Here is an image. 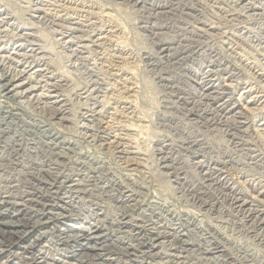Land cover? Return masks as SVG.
<instances>
[{"label": "rangeland", "instance_id": "374dc122", "mask_svg": "<svg viewBox=\"0 0 264 264\" xmlns=\"http://www.w3.org/2000/svg\"><path fill=\"white\" fill-rule=\"evenodd\" d=\"M34 1L53 17L84 15L89 32L75 34L83 43L73 44L86 46L77 60L60 41L59 33L70 25H42L31 0L0 1L37 37L25 45L43 56L46 71L26 82V88H35L30 96L45 94L46 102H58L66 114L64 120L55 117L45 104L34 106L33 97L30 102L0 95V111L70 146L59 150L57 161L44 139L26 135L24 159H36V169L4 163L13 168L4 174L29 173L26 183L42 190L23 207L22 217L33 239L47 233L36 250L39 258L51 264H94L93 259L97 264H264V202L255 203L264 193V134L256 132L264 122V0H68L62 8L55 0ZM95 32L105 39L100 47L91 36ZM22 44L11 39L2 57L14 58ZM14 61L20 66L17 61L28 58ZM208 71L215 87L203 90ZM47 80L60 87L51 88ZM246 104L254 108L247 112ZM212 159L218 168L196 169L199 160L206 169ZM222 178L229 189L234 186L231 192ZM21 181L12 184L21 192L17 197L24 190L35 195L34 187ZM5 185L0 184V197ZM47 191L51 207L43 211L39 203ZM233 199L254 205L256 215L238 210ZM65 227L71 229L60 246L53 234ZM90 227L98 232L87 231ZM78 234L86 240L74 239ZM180 234L192 247L174 240ZM157 236L165 240L149 255L146 247ZM4 239L9 237L0 233V264H25L19 243ZM88 245L89 255L82 252Z\"/></svg>", "mask_w": 264, "mask_h": 264}, {"label": "bare ground", "instance_id": "6f19581e", "mask_svg": "<svg viewBox=\"0 0 264 264\" xmlns=\"http://www.w3.org/2000/svg\"><path fill=\"white\" fill-rule=\"evenodd\" d=\"M2 1V0H0ZM52 2V1H51ZM54 2H56L57 4H60V5H57L58 7L60 6L61 8L62 7H65L66 5H70L69 1L68 0H55ZM31 4H33L32 6H35L37 7L33 12L38 16V22L41 23L42 25L44 26H49L52 27L51 25H53L54 27V23L56 21H62L63 23L65 24H68L71 26V28H64L63 29V32L61 31V33H59V36L61 37L60 41L62 42H59L61 43L62 45H64L63 47H68L69 50H71V53H72V58H76L77 60H79V56L80 55H84L83 51L85 48L84 47H81L80 44L78 47H76L73 43L75 39H79V41L81 42V44L83 43L82 41V35L80 37H76V33H82L83 34V37L84 36H88L89 32L86 28V26L83 24L85 22H83L84 20H82L83 16H77L75 17V19H70V18H62V17H53L49 14V12H47L45 9H43L44 7L41 6V8H39V4L34 0H31L30 2ZM30 6L29 8L32 9ZM39 6V7H38ZM33 10V9H32ZM67 10V9H66ZM29 11V10H27ZM58 16V15H57ZM88 18V17H87ZM227 19V18H226ZM18 20L15 19V17H12V14L10 12H8L6 9L3 8V6L0 5V42L2 41V39L4 38L6 41H3L5 42L4 44H0V95H5V96H8V95H11L12 97L14 98H20L22 96H24L25 98L31 99L32 98V102L34 104V106H38L42 103V104H45L44 106L45 107H48V109L51 111L50 113H52V115H54L55 117H63L61 120H64V116L62 115H65V110L63 111V109H58L57 108V103L58 102H53V103H48L46 102V96H44L45 94H42V95H36V94H33L32 96L31 93H33L34 91H31L35 88L31 87V88H26L27 85H26V82L28 80H31L33 79V76L34 75H38V76H41V77H45L44 74H42V72L46 71V69H42L44 65L41 64V60H42V57L38 58V56H40V54L33 48V49H28V48H31L30 46L27 47L26 45L27 44H30L32 43L34 40L37 39V37L34 35L35 33H32L31 31H27L25 30L24 28H22L20 25H18L19 23L17 22ZM90 22V21H89ZM87 22V23H89ZM94 22V21H93ZM60 23V22H59ZM62 24V23H61ZM67 25V26H68ZM62 26H64L62 24ZM89 26H92V25H89ZM44 28V27H43ZM95 28V27H93ZM53 29V28H52ZM51 29V30H52ZM58 28H55L54 30H56ZM53 30V34H54V31ZM60 30V29H59ZM203 31V30H202ZM51 33V34H52ZM96 33V34H95ZM93 35H91L94 39H95V43H97L96 45L98 47H100L102 45V40L103 38H101V33L99 32H95ZM160 33V32H159ZM4 35V37L2 38L1 35ZM263 37V36H262ZM59 38V37H57ZM11 39H17L19 40V42H22L23 44L22 45H17L15 48L16 49V53H17V56H15L14 58H5V57H2V53L6 52L9 48V45L11 44ZM84 39V38H83ZM69 40V41H68ZM105 40V39H104ZM103 40V41H104ZM40 41V40H39ZM68 41V42H67ZM205 41V40H204ZM101 42V43H100ZM99 43V44H98ZM26 44V45H25ZM66 49V48H65ZM39 52H42L44 51L43 48H38L37 49ZM68 50V49H67ZM68 50V51H69ZM201 51V50H200ZM70 52V51H69ZM19 54V55H18ZM220 54V53H219ZM42 55V54H41ZM44 55V54H43ZM71 55V54H70ZM16 57H21L23 59H27L28 58V61L25 62L24 64H22L23 62L22 61H17L18 64H20V66H22V68L20 66H16L15 65V61L14 59ZM117 57V56H116ZM121 57V56H120ZM31 60V61H30ZM76 60V61H77ZM82 60V59H81ZM77 63V62H76ZM34 65H36L37 67H39L38 69H36L35 72L31 73L32 69H34ZM15 66V67H14ZM92 67V66H91ZM18 68H20L19 70H17ZM229 68V67H228ZM210 69H211V66H210ZM153 70V69H152ZM231 71V70H230ZM105 72V71H104ZM106 73V72H105ZM214 75V74H212ZM212 75L210 74V72H206L205 75H204V79L202 81V84H203V90L206 88V89H212L215 87V80L213 82L212 79H209V78H212ZM261 75V74H259ZM216 77V76H215ZM263 77V76H262ZM225 78V77H224ZM57 81V80H56ZM47 82V85H50L51 88H57V87H60V84L56 85H51L48 83V80L46 81ZM91 82V81H90ZM217 82V81H216ZM224 82V81H222ZM264 82V81H263ZM60 83V82H58ZM228 85V84H227ZM226 85V86H227ZM62 86V85H61ZM230 86V85H229ZM218 87V86H217ZM235 87V86H234ZM93 89V88H92ZM202 90V89H201ZM205 92V91H204ZM250 91H247L245 92V94L247 95V93H249ZM244 94V93H243ZM258 95V94H257ZM90 96V95H89ZM253 98H257V97H254L253 95ZM260 98V96H259ZM199 99V98H198ZM196 100V99H195ZM250 100V99H249ZM252 101H249V104H254V101L253 99H251ZM258 100V99H257ZM31 102V101H30ZM118 102V101H117ZM238 102V101H237ZM260 102V101H259ZM29 103V102H28ZM247 103V102H246ZM261 103V102H260ZM32 104V105H33ZM220 104V103H219ZM236 104V103H235ZM247 105V104H246ZM259 105V103H258ZM33 106V107H34ZM257 107V105H256ZM260 107V106H259ZM199 108V107H198ZM221 108V107H220ZM252 110L250 109V105H247L245 107V110ZM90 109V108H89ZM241 109V108H240ZM243 109V108H242ZM258 109V108H257ZM256 109V110H257ZM44 110V109H43ZM233 110H235V107H233ZM232 110V111H233ZM244 110V109H243ZM241 110L239 113L242 114V112L244 113V111ZM247 110V112H248ZM263 110V109H262ZM229 111V110H228ZM255 111V110H254ZM231 112V110H230ZM67 113V112H66ZM232 113V112H231ZM246 113V112H245ZM220 114V113H219ZM239 114V115H240ZM252 114V113H250ZM201 115V114H200ZM237 115V113H236ZM235 115V116H236ZM247 115V114H245ZM244 115V116H245ZM121 117V116H120ZM242 117H243V114H242ZM20 118V117H19ZM228 118V117H227ZM23 119V118H22ZM248 120V119H247ZM230 121V120H229ZM234 121V120H233ZM242 121V120H241ZM254 121V120H253ZM262 121V120H261ZM120 122V121H119ZM207 122V121H206ZM261 123V122H260ZM32 125V124H31ZM215 125V124H214ZM243 125V124H242ZM241 125V126H242ZM251 125V124H250ZM259 125V124H258ZM261 126L263 127L261 130H258L256 131L257 133L263 135L264 134V122L261 123ZM250 127V126H249ZM260 127V126H259ZM230 128V127H229ZM242 128V127H241ZM255 128V127H254ZM257 128V126H256ZM255 128V129H256ZM246 129V128H245ZM254 129V130H255ZM259 129V128H258ZM250 130V129H249ZM244 132V131H243ZM246 132V131H245ZM253 133V132H252ZM36 136L39 135L40 136V139L41 141L43 140L44 141V145L46 147L49 148V151L51 153V155H53L54 157H57V161L58 158H60V152L59 150H61L63 147L67 146L68 144H66L64 141L62 142H59L57 138L54 137V135H52L51 133H47L46 131H42L41 129H39L38 127H34L33 126H30L26 123H24L23 121L19 120L18 117H12L11 115H9L7 112H3V111H0V184H6L8 185L7 187V190L6 192H4L3 194L5 195L4 197H0V199H3L1 202H0V233L2 234V236L5 238V237H9V240H5L6 243H10L9 245L13 244V242H17L19 243V251H20V256H21V259L24 260V263L25 264H51L49 263L48 261L46 260H43V257L42 258H39V254H36V250H37V247H38V244L40 243V240L41 239H44L45 238V235L47 233H42L41 235H39V237L33 239V237H31V233L30 231H28V226L30 225L29 223H25L22 221V217L24 218L25 217V211L23 207H26L27 205H29L30 203H34L32 201H34L35 198H31V197H36L38 198V195H42V190L40 189L39 191H35V189L37 188L36 185H32V184H29V183H26V179L29 178V173H24V179L19 175L20 173H18V171L16 169H14V171L16 172L17 176H11L9 173L8 174H4V172L7 171V169H13V168H10V167H5L6 164H4L5 162L6 163H13V166H17V167H22L23 169L26 167L31 169V168H35L38 166V164H36V159H34V161H30V160H25L24 157H25V150L22 148L24 143L21 144L23 142V138L24 136L26 135H29L30 136ZM95 134V133H94ZM249 134V133H248ZM251 134V132H250ZM249 134V135H250ZM254 134V133H253ZM256 134V133H255ZM258 135V134H257ZM11 136V137H10ZM130 136V135H129ZM255 136V135H254ZM264 136V135H263ZM259 137V135H258ZM95 138V137H94ZM118 138V137H117ZM261 138V137H260ZM34 139V137H33ZM259 139V138H258ZM37 140V139H36ZM264 141V140H263ZM25 142V140H24ZM37 142V141H36ZM227 142V141H226ZM237 142V141H236ZM40 143V142H39ZM33 145V144H32ZM38 144H36L37 146ZM41 145V143H40ZM129 145V144H128ZM245 145V144H244ZM243 145V146H244ZM26 146H31L30 144L26 145ZM36 146L34 147V150L37 149ZM242 146V147H243ZM67 147H70L69 145ZM29 148V147H28ZM234 148V147H233ZM244 148V147H243ZM33 150V148H32ZM48 150V149H47ZM69 150V149H68ZM27 151V150H26ZM29 152V151H28ZM196 152V151H195ZM228 152V151H227ZM28 155V154H27ZM162 156V155H161ZM231 157V156H230ZM33 158V157H31ZM228 158V157H227ZM28 159V157H27ZM163 159V158H162ZM161 159V160H162ZM166 159V158H165ZM230 159V158H229ZM197 161V160H196ZM191 162V161H190ZM207 163V162H206ZM4 164V165H3ZM222 164V163H221ZM12 165V164H11ZM196 169L197 170H204V172H208V171H211L212 169L214 170L213 167H219L220 164L218 163V161H213L212 159V163L208 162V164H206V169H204V162L202 160H199V162H196ZM225 165V164H224ZM226 166V165H225ZM53 167V166H52ZM36 169V168H35ZM187 169V168H186ZM216 170V169H215ZM178 171V170H177ZM13 172V171H12ZM20 172V171H19ZM201 172V171H200ZM229 172V171H228ZM243 172V171H242ZM14 173V172H13ZM216 173H218V171H216ZM15 174V173H14ZM13 174V175H14ZM226 175V173H223L221 174V176L223 175ZM187 174H185L186 176ZM210 175V174H209ZM219 175V174H218ZM220 176V175H219ZM5 178V179H4ZM19 178V179H18ZM226 179H228L229 177H225ZM225 178H222L220 179V181H223V185H225V187L227 186V188L229 187V184H227V182H225ZM21 179H23L21 181ZM249 179V178H248ZM18 180V181H17ZM91 180V179H90ZM21 181V185L24 186V185H30L34 187V193L35 195H32L33 193L30 192V190H24L22 195L17 197L18 193H21L19 192V190H15L18 188V185L17 186H12V184L15 182H19L20 183ZM95 181V180H94ZM239 181V180H238ZM237 181V182H238ZM36 183V182H35ZM221 183V182H220ZM230 183V182H229ZM241 183V182H239ZM244 184V183H243ZM5 185V186H6ZM204 185V184H203ZM261 185V184H260ZM11 186V187H10ZM21 186V187H22ZM224 187V188H225ZM257 187V186H255ZM27 188V187H26ZM75 188V187H74ZM231 188V187H230ZM234 188V186L232 187ZM231 188V189H232ZM25 189V188H24ZM38 189V188H37ZM36 189V190H37ZM83 189V188H82ZM181 189V188H180ZM229 189V188H228ZM231 189L230 192H231ZM72 190V189H71ZM211 190V189H210ZM233 190V189H232ZM250 190V189H249ZM264 190V189H263ZM83 191V190H82ZM195 191V190H194ZM53 192V191H52ZM73 192V191H72ZM86 192V191H85ZM107 192V191H106ZM45 193V192H44ZM46 193H49L48 196H46L47 194L43 195L42 198H48L50 196V193L49 191H47ZM75 193V192H74ZM113 194V193H112ZM206 194V193H205ZM73 195V194H72ZM81 195V194H80ZM227 196V195H226ZM253 196V195H252ZM255 197V196H253ZM264 193H261L260 196H257L256 197V200H255V203L257 202V204H263L262 201L264 202ZM41 198V197H40ZM51 198V196H50ZM53 198V197H52ZM69 198V197H68ZM40 199L42 202H40L39 204L40 207H42V210H49L50 207H51V204H50V200L46 199ZM236 199V198H235ZM235 199H233V205H236L237 209L238 210H242V211H246L248 212L250 215L249 217L252 218V215H256V212H257V209H254L253 206L254 205H250L248 204V202H240L239 205H238V202H235ZM52 200V199H51ZM70 200V199H69ZM232 200V199H231ZM12 201V202H11ZM44 201L46 203H44ZM206 201V200H205ZM238 201V200H237ZM201 202V201H200ZM251 202V201H250ZM68 203V202H67ZM22 205V207H17L16 205ZM131 204V203H130ZM254 204V203H253ZM5 205V206H3ZM208 207V206H207ZM226 207V206H225ZM259 207V206H258ZM262 207V206H261ZM212 209V208H211ZM46 213V212H45ZM259 213V212H258ZM59 214V212H58ZM54 216V215H53ZM50 217V216H49ZM55 217V216H54ZM60 217V216H59ZM164 217V216H163ZM42 220H45L46 219H43V218H40ZM50 218H47V220H49ZM54 219V218H53ZM41 221V220H40ZM169 221V220H168ZM51 222V221H50ZM263 222V221H262ZM37 223V221L34 222V224ZM63 223V222H62ZM114 223V222H113ZM240 223V222H239ZM260 223V222H259ZM47 224H48V221H47ZM57 224V223H56ZM143 224V223H142ZM49 225V224H48ZM261 226L260 227H263L264 224L261 223L260 224ZM196 226V225H195ZM125 228V227H124ZM180 228V227H179ZM68 229H71V228H67L65 227L63 230L61 229L59 231V235H56V234H53L55 236L58 237V239L56 241H58V245H62L64 244L66 241H65V235H67L66 230ZM87 229V228H86ZM98 229L97 227H90L88 228L87 231H92V232H98ZM120 229V228H119ZM246 229V228H245ZM164 231V230H163ZM89 232V233H90ZM123 232V231H122ZM132 232V231H131ZM184 232V231H183ZM77 233V232H76ZM185 233V232H184ZM132 234V233H131ZM152 234V233H151ZM162 235V234H161ZM164 235V234H163ZM81 236H83V238L85 237V235H81V234H78L76 236H74V239H78L80 238ZM139 236V235H138ZM146 236V235H145ZM150 236V235H149ZM166 236V235H165ZM174 238H175V235H173ZM49 237V236H48ZM135 237V236H134ZM69 238V237H68ZM73 237H71L72 239ZM82 238V237H81ZM139 238V237H137ZM154 239H152L151 241V244H149L145 251H147V253H149V255H153V251H155V248L159 245L158 242H160V238L157 236V237H153ZM85 239V238H84ZM171 239V238H170ZM69 240V239H68ZM86 240V239H85ZM163 240V239H162ZM161 240V242H162ZM165 240V239H164ZM163 240V241H164ZM168 240V239H167ZM176 242H180L182 243L183 245V248L184 247H192V244H189V245H185V244H188V242L185 240L184 236L183 235H177L176 236V239H174ZM87 241L90 242V238H87ZM142 241V240H141ZM140 242V241H139ZM146 242V241H145ZM160 242V243H161ZM166 242V241H165ZM143 243V242H142ZM148 243V242H147ZM157 243V244H156ZM167 243V242H166ZM171 243V242H170ZM191 243V242H190ZM169 244V243H168ZM173 244V242H172ZM179 244V243H177ZM87 245V244H85ZM138 245V244H137ZM136 245V246H137ZM140 245V244H139ZM18 246V245H17ZM94 246V245H93ZM96 246V245H95ZM94 246V247H95ZM107 246V245H106ZM176 246V245H175ZM173 246V247H175ZM178 246V245H177ZM93 247V249H95ZM124 247V246H123ZM179 247V246H178ZM181 247V246H180ZM98 248V247H97ZM116 248V247H114ZM132 248V247H131ZM182 248V247H181ZM128 249V248H127ZM169 249V248H168ZM192 249V248H191ZM139 251V249H137ZM141 250V249H140ZM170 250V249H169ZM174 250V249H173ZM184 250V249H182ZM189 250V249H188ZM91 248L90 246L88 245V247H84L83 248V253H86L87 255H89V253L91 252ZM144 251V252H145ZM172 251V250H171ZM81 252V251H80ZM177 252V251H176ZM189 252V251H188ZM98 253V252H97ZM123 253V252H122ZM133 253V252H132ZM173 253V252H172ZM76 254V253H75ZM136 254V253H135ZM144 254V253H143ZM155 254V253H154ZM94 255V254H93ZM141 255V253H140ZM159 255V254H158ZM178 255V254H177ZM181 255V254H179ZM1 254H0V259H1ZM128 256V255H127ZM137 256V255H136ZM147 256V255H146ZM185 256V255H184ZM91 257V256H90ZM153 257V256H152ZM151 257V258H152ZM215 257V256H214ZM129 258H131L129 256ZM148 258H150L148 256ZM175 258V257H174ZM179 258V257H178ZM133 259V258H132ZM131 259V260H132ZM139 259V258H138ZM137 259V260H138ZM173 259V258H172ZM215 259V258H214ZM91 260V259H90ZM95 259L91 260L90 262L94 263V264H97V262H93ZM135 260V259H134ZM185 260V259H184ZM139 261V260H138ZM175 261H177L175 259ZM218 261V260H217ZM255 261V260H254ZM179 262V261H178ZM102 263V262H101ZM139 263V262H138ZM173 263V262H171ZM181 263V262H180ZM65 264V263H63ZM67 264V263H66ZM174 264V263H173Z\"/></svg>", "mask_w": 264, "mask_h": 264}]
</instances>
